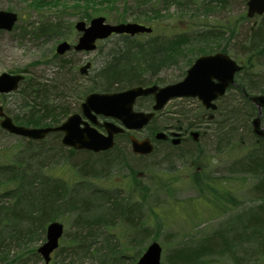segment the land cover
<instances>
[{
	"label": "rangeland",
	"instance_id": "1",
	"mask_svg": "<svg viewBox=\"0 0 264 264\" xmlns=\"http://www.w3.org/2000/svg\"><path fill=\"white\" fill-rule=\"evenodd\" d=\"M32 1L0 0L1 10L18 15L11 30L0 29V73H23L25 77L17 91L0 94L4 111L18 124L35 125L24 121L38 116L28 114V108L42 101L33 99L34 83L41 85L39 93L44 91L41 98L51 100L46 103L48 108L68 110L56 117L57 123L69 112L79 111L84 92L92 82L98 83L93 77L104 66L107 53L123 45L122 35L107 37L93 51L71 50L59 55L55 47L63 39L74 43L79 35L75 21L89 22L96 15L110 23L130 20L152 25L150 34L140 33L132 38L133 44L151 40L165 44L171 39L169 51L174 53L165 58L169 65L164 63L149 81L175 82L183 77L191 58L206 49H223L235 58L250 59L243 79L251 80V93L264 92V46L254 56L244 54L239 46H248L252 21L256 20V26L262 21V16L246 17V0L223 4L217 0H128L127 5L119 0L106 13L97 10L101 4L89 5V16L74 6V0L40 9ZM143 13L153 19H136ZM51 22L47 31L39 32L41 25ZM205 29L223 37L201 41L196 34ZM87 60L92 66L82 75L78 69ZM133 66L141 80L150 74L147 65ZM242 75L237 77L239 83ZM60 93L58 102L64 103L58 105L55 97ZM241 94L233 88L221 100L220 110L226 112L223 104L233 103L241 115H236L239 120L232 133L221 127L219 135L213 133L215 124L197 123L195 114L202 112L198 99L168 101L154 126L202 125L203 137L196 144L188 141L177 146L152 138L155 150L145 156L132 154L124 137L117 138L109 153L71 152L57 133L31 141L1 128L0 264H45L36 248L43 242L50 220L62 221L65 229L50 264H134L152 240L161 244L163 264H264V188L258 186L260 172H253L249 164L253 154L264 148L250 150L255 138L245 113L257 111ZM179 111L184 112L183 122L179 116L171 117ZM51 122L46 117L42 125ZM149 129L144 126L134 133L143 137ZM236 144L243 148L237 149ZM234 159H244V163L231 165ZM213 173L222 175L221 179L213 178ZM45 196L54 199V207L41 226L34 219L38 206L48 201ZM48 210L43 207L44 215ZM173 255L178 257L171 261ZM185 256L194 258L193 262Z\"/></svg>",
	"mask_w": 264,
	"mask_h": 264
},
{
	"label": "water",
	"instance_id": "2",
	"mask_svg": "<svg viewBox=\"0 0 264 264\" xmlns=\"http://www.w3.org/2000/svg\"><path fill=\"white\" fill-rule=\"evenodd\" d=\"M264 0H248L247 1V15L252 16L255 13H263ZM17 18L16 13L11 11L0 10V28L9 30L12 28ZM104 18L96 16L86 26L85 22L78 21L75 24L77 30L82 31V35L78 38L77 44L74 45L76 50H92L95 48L96 38H105L107 35L114 33H131L134 34L139 31H150L141 24L136 23H118L111 25L104 23ZM71 48V45L66 42H60L56 51L59 54H64V51ZM89 63L80 68L82 73H86ZM235 62L223 54L217 53L216 55H206L198 57L195 63L187 69V75L180 82L175 84H167L164 87L153 85L151 87H131L120 92H98L89 93L85 101L81 103L80 108L86 118L96 123L95 114H103L106 116H113L118 118L122 123L130 128H141L153 115L149 112H136L132 109V102L135 97L142 94L154 93L155 105L154 108L158 109L164 105V102L175 95H198L202 102L208 107L210 99L219 96L225 90V87L230 81H233V73L238 70ZM22 75L8 74L6 72L0 73V92H9L10 90L17 89L18 82L21 81ZM212 78L217 79L214 82ZM259 106L264 105V95H256L251 98ZM214 105H212L213 107ZM94 111L95 114L92 113ZM0 126L9 131L21 136L29 138L41 139L49 132H56V130H63L64 135L61 141L65 145H71L75 149L85 148L88 150L99 151L101 149H108L112 147L114 139L113 134L121 132L120 128L112 121H104L101 125L106 129L107 134L99 133L97 129L88 124L87 121L82 120L80 114H71L60 125L45 126V127H29L16 125L11 121L10 117L4 114L2 106L0 105ZM253 132L263 135V129L260 128L259 117L256 116L253 120ZM82 124V126H81ZM157 137H164L161 132L155 134ZM131 138V148L133 152L149 153L153 150L150 141L147 138L138 140L134 136ZM177 142V140H174ZM46 242L39 246L38 252L44 256L45 262L49 260V254L52 249L57 247L58 238L61 236L63 229L62 223L52 221L46 227ZM161 247L156 241L149 244L146 251L138 258L136 264H161L160 263Z\"/></svg>",
	"mask_w": 264,
	"mask_h": 264
},
{
	"label": "trees",
	"instance_id": "3",
	"mask_svg": "<svg viewBox=\"0 0 264 264\" xmlns=\"http://www.w3.org/2000/svg\"><path fill=\"white\" fill-rule=\"evenodd\" d=\"M32 1V0H31ZM69 0H53V2H49V0H33L31 2V4L33 6H35L36 8L40 9V7H46L47 5L49 6H54V7H58L59 5H65L66 3H68ZM119 0H74V2H76V4L74 5L76 8L78 9H84L87 14L89 16V5L91 4H96V5H100L103 7H99V9L102 12L106 11H112L114 8L113 6L116 5V3ZM221 1H226V0H221ZM56 2V3H55ZM123 4H128V0H124ZM154 11H156V8H153ZM121 13L123 15H121V17L124 16L125 13H123L121 11ZM124 18V17H123ZM151 19H153L152 16H148L143 14H139L136 16V19H141V20H147L149 21ZM53 25V23H45L43 25L40 26L39 32H44L47 31L49 28V26ZM250 39H249V47L246 48L247 50H245L247 55L253 54L255 53V51H260L262 46H264V16L262 17V21L260 22V24L254 28L250 29ZM131 41V39H126L125 42H129ZM142 49H140L139 52L131 49V45L130 42L123 44V46L119 47V45L112 50V52L107 53V56L105 58L104 61V66L97 72L96 76L94 79L97 80L98 83L92 82V86L91 88L87 89V91L89 90H117L120 88H123L124 86L127 85H131L133 83H140L137 79H139L138 77V71L136 70V68H134L133 64H144L147 65L146 69L149 70H153V68L155 67V65H163V63L166 61L165 58L168 55H171L170 52L165 51L164 49H161L159 44H156L154 42H152V44L149 45H142L140 46ZM40 86L39 83H34L31 85V88H33L34 90L32 91V93L34 94L33 99H40L42 101H35L33 106L29 109L28 108V114H37L38 116L36 118H34L33 120H24L27 123L30 124H35V125H42L43 121L46 117H50L52 119L51 124H56V122L58 121L56 119L57 116H59L60 114H66V112L68 111L65 108H53V105H50V108H48V105L46 103H49L51 100H47L46 97L45 98H41L43 95L42 93H39L40 90ZM86 91V92H87ZM84 92V93H86ZM45 94V93H44ZM31 95V94H30ZM32 96V95H31ZM62 97V94L60 93L59 96L55 97L57 99L56 100V104L60 105L63 104L64 102H58V99H60ZM53 101V100H52ZM38 102V103H37ZM238 109V108H237ZM235 112V114H234ZM234 115V116H233ZM236 115L240 116L241 113L236 111V107L231 105L230 109L228 112H223V116H222V120L221 123L219 124L218 127H216V132L217 134H219L220 128H226V132L228 133H232L234 131V129L236 128V120H239ZM245 115H247L245 118H248V115H250V112H246ZM224 116L228 117V119H223ZM260 142L264 140L260 139ZM256 142H253V150H258V149H263L264 145L261 144H255ZM238 147H240V145H238ZM261 147V148H260ZM253 158H250L249 160V164L252 167V171L253 172H260L261 174V178L258 182V186L259 187H263L264 188V167L262 165V163H264V151L260 152V153H254L253 154ZM256 156L259 160L256 159ZM251 161V162H250ZM236 163H240V162H236ZM241 163H242V159H241ZM248 171V169H247ZM250 171V170H249ZM248 173V172H247ZM49 193V191H48ZM46 199H48V201L41 203L38 206V213L35 216H33L34 222L38 223V221H41V226L42 221L47 219V216L49 214V212L51 211V207H54V199L51 198L49 199L47 196H45ZM55 198H57L56 196H54ZM51 204V205H50ZM43 207L49 208L48 213L46 215H44V211H43ZM12 213V210L11 212ZM20 216H23L20 215ZM42 218H39V217ZM264 231V228L262 229ZM212 242L214 243V241L212 240ZM178 256H181L180 253H176ZM177 256V257H178ZM174 258L171 259V261L175 260L177 257H175L173 255ZM186 259L190 262H193V259L190 257L185 256Z\"/></svg>",
	"mask_w": 264,
	"mask_h": 264
},
{
	"label": "flooded vegetation",
	"instance_id": "4",
	"mask_svg": "<svg viewBox=\"0 0 264 264\" xmlns=\"http://www.w3.org/2000/svg\"><path fill=\"white\" fill-rule=\"evenodd\" d=\"M149 98V102L152 103L153 101V98L152 97H148ZM150 105V104H149ZM155 129H158V128H155ZM165 132H167L170 136L173 132H179V135L181 136V140H180V144L181 143H185V142H188V140L190 139V136H189V131L190 129H186L184 126H181V125H176V126H165L164 129H163ZM155 132V130L152 131V134ZM125 133V132H123ZM161 142H169L170 139H167L166 140H160Z\"/></svg>",
	"mask_w": 264,
	"mask_h": 264
}]
</instances>
